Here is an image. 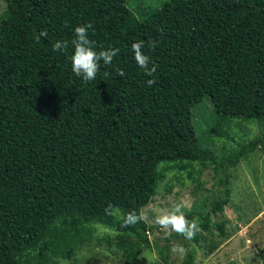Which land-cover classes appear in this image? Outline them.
Returning <instances> with one entry per match:
<instances>
[{"label":"trees","instance_id":"1","mask_svg":"<svg viewBox=\"0 0 264 264\" xmlns=\"http://www.w3.org/2000/svg\"><path fill=\"white\" fill-rule=\"evenodd\" d=\"M4 1L0 264H56L93 239L96 223L117 232L129 264L150 247L152 225H125L124 217L154 200L160 165L212 157L195 128L194 106L208 96L222 116L204 130L205 142L229 118L264 121V0H166L136 11L127 0ZM89 21L96 50L120 52L86 83L71 70V44L66 52L52 46L70 42L75 27ZM135 41L145 42L153 77L135 62ZM148 79H155L151 87ZM262 142L264 134L231 162ZM230 198L227 186L207 210H190L187 218L210 231V215Z\"/></svg>","mask_w":264,"mask_h":264},{"label":"rangeland","instance_id":"2","mask_svg":"<svg viewBox=\"0 0 264 264\" xmlns=\"http://www.w3.org/2000/svg\"><path fill=\"white\" fill-rule=\"evenodd\" d=\"M164 1L127 0V4L136 11L145 6H160ZM5 4L0 0V14L6 9ZM193 111L195 128L212 157L204 163L194 161L185 166L160 165L158 192L143 210L144 219L152 225L147 234L150 247H144L129 264H264V142L241 156L236 164L231 162L243 145L264 134V121L229 118L205 142L204 130L213 127L222 116L215 113L208 96ZM224 180L227 182L222 183ZM227 186L231 187L230 201L222 212L210 215L211 230L200 229L199 242L175 232L170 238H163L164 230L155 223L156 216L170 212L176 205L182 206L186 217L190 210H207L215 195ZM94 226L93 239L74 255L59 258L56 264H127L115 237L117 232L99 223ZM107 234L114 239L109 241ZM174 243L186 251L172 252Z\"/></svg>","mask_w":264,"mask_h":264},{"label":"clouds","instance_id":"3","mask_svg":"<svg viewBox=\"0 0 264 264\" xmlns=\"http://www.w3.org/2000/svg\"><path fill=\"white\" fill-rule=\"evenodd\" d=\"M93 29V24L89 21L85 25H79L74 29V38L69 42L68 40H57L53 44V51L66 52L69 48V44L74 48L73 53L70 56L71 70L84 82L94 81L100 71L101 63L106 67L113 65V58L119 55V48H108L100 51L96 50L95 41L89 38V30ZM46 30L41 31L34 37L38 43L41 37H47ZM144 41H135L131 45L132 52L134 53V60L137 65L142 68L145 75L153 77L156 73V66L151 64V58L145 54L143 49L145 48ZM154 45L149 43L147 47L151 48ZM151 65V66H150ZM116 75L123 77L124 71L117 67L115 69ZM105 78L110 76L108 71L103 73ZM149 87L155 83V79H148L146 81ZM110 207V206H109ZM107 211V209H106ZM143 213L138 214L135 211L128 212L124 217L125 225H136L144 219ZM155 223L164 230V237L168 239L172 233L175 232L183 236L187 240H191L195 237L197 232L200 231V222L198 218H193L191 221L185 216L182 211L181 205H176L168 212L165 211L162 215H158L155 218ZM172 252H185L186 250L182 245L174 243L171 248Z\"/></svg>","mask_w":264,"mask_h":264}]
</instances>
